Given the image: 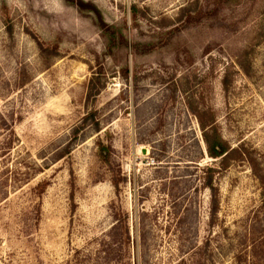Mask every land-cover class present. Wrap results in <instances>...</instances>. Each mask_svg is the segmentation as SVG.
<instances>
[{
	"label": "rangeland",
	"instance_id": "374dc122",
	"mask_svg": "<svg viewBox=\"0 0 264 264\" xmlns=\"http://www.w3.org/2000/svg\"><path fill=\"white\" fill-rule=\"evenodd\" d=\"M86 1L0 0V264H264V0Z\"/></svg>",
	"mask_w": 264,
	"mask_h": 264
},
{
	"label": "trees",
	"instance_id": "16d2710c",
	"mask_svg": "<svg viewBox=\"0 0 264 264\" xmlns=\"http://www.w3.org/2000/svg\"><path fill=\"white\" fill-rule=\"evenodd\" d=\"M65 1L67 3H69V4H71V5H76L82 11H87V12L92 13L94 15L95 19L97 20L99 26L101 28H103L105 33L110 37L112 43H115L114 40H117V39L120 38V32H117L114 29L115 27L113 28L112 26L108 25V23L105 22L100 9L93 2L86 1V0H65ZM41 49L43 51V48H41ZM248 54H249V50H246L245 53L242 56L238 57V61H239L240 65L247 72H249V70H250L249 67H248V64H247V62H248L247 60H249ZM101 83H103V82H101V79H99L98 81H95V79H93L91 81V86L89 88V96H91V95L93 96L94 90L97 91V87ZM101 87H104V85H102ZM96 124L99 125V122L97 121ZM202 125H203L205 140H206V143L209 146V149L211 151V155L213 157H220V156L225 155L227 153V151H228L227 147L218 139L211 140V138H209L208 132L206 130L207 126H205V124H202ZM229 158L230 157L225 155L224 160L228 161ZM209 185H210L211 188H213V184L211 182H209ZM215 202L216 201H214V204H216ZM213 209H215V206H214ZM115 230H116L115 227L112 228L109 231V233L106 235V238H109V239L112 238V236H114L113 233H114ZM116 243H118V247L119 248H123L122 240H116V241L110 240V241H107L105 239L102 240L100 247L102 248V251L104 253H106V254L108 253L109 254L110 250H111V247L114 244H116ZM109 261H110V259H109Z\"/></svg>",
	"mask_w": 264,
	"mask_h": 264
}]
</instances>
